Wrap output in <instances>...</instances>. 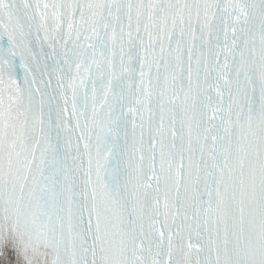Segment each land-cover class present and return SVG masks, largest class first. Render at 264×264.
Listing matches in <instances>:
<instances>
[{"label": "snow or ice", "instance_id": "snow-or-ice-1", "mask_svg": "<svg viewBox=\"0 0 264 264\" xmlns=\"http://www.w3.org/2000/svg\"><path fill=\"white\" fill-rule=\"evenodd\" d=\"M0 264H264V0H0Z\"/></svg>", "mask_w": 264, "mask_h": 264}]
</instances>
